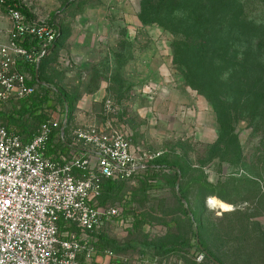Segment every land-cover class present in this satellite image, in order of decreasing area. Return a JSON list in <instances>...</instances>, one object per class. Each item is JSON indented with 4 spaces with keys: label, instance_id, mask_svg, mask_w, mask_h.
<instances>
[{
    "label": "rangeland",
    "instance_id": "1",
    "mask_svg": "<svg viewBox=\"0 0 264 264\" xmlns=\"http://www.w3.org/2000/svg\"><path fill=\"white\" fill-rule=\"evenodd\" d=\"M20 1L58 27L36 70V94L50 91L52 117L66 111L68 139L85 124L110 122L135 154L176 168L106 193L110 205L127 199L140 218L139 228L104 232L128 262L142 264L148 242L193 244L188 207L218 264H264V120L248 116L246 97L264 76V0ZM5 104L0 113L9 114ZM196 254L188 247L187 264H215Z\"/></svg>",
    "mask_w": 264,
    "mask_h": 264
},
{
    "label": "built area",
    "instance_id": "2",
    "mask_svg": "<svg viewBox=\"0 0 264 264\" xmlns=\"http://www.w3.org/2000/svg\"><path fill=\"white\" fill-rule=\"evenodd\" d=\"M0 17L11 25L0 43V103H9L36 93L23 67L39 65L59 31L6 0H0ZM34 41L36 53L24 45ZM144 94L153 99L156 87L147 85ZM111 107L108 102L109 111ZM66 118L41 124L27 143L16 130L0 124V264H82V256H93L94 235L109 226L133 227L136 215L126 199L115 206L99 203L104 183L129 182L147 168L145 159L156 157L135 154L127 137L110 122L78 128L71 139L78 153L49 156L51 141L64 140ZM203 259L198 255L196 261Z\"/></svg>",
    "mask_w": 264,
    "mask_h": 264
},
{
    "label": "trees",
    "instance_id": "3",
    "mask_svg": "<svg viewBox=\"0 0 264 264\" xmlns=\"http://www.w3.org/2000/svg\"><path fill=\"white\" fill-rule=\"evenodd\" d=\"M8 5H11L13 7H16L18 10H20V12L24 15H26L29 18H33L32 15L28 12V10L21 4L20 0H6ZM53 27L58 28L56 25H52ZM59 31V30H58ZM58 37H59V32H58ZM58 38L56 39L54 45H56ZM25 48L28 49L29 51L36 53L38 52L39 48L37 47V42H32V43H25ZM264 48V40L260 41L257 44V49L261 50ZM46 57L43 56L41 58V61L39 63V65L41 64V62L43 61V59ZM37 63L36 64H26L23 67V71L25 73H29L32 77V80L29 82L30 85L32 86H36L39 84V80L37 77V67L39 66ZM259 84H264V76L259 78L256 82L253 83V85H251L250 90L248 91V93L246 94V97H249L250 100L252 101V104L250 106H248L247 109V114L250 118H260L262 120H264V89L263 91H259ZM37 92V91H36ZM60 94V93H59ZM50 91L45 90V93L43 96H37V94L35 93L33 96L27 98V99H23L20 101H12L15 102V106H14V110L12 111V113L6 117V125L1 124L3 126H5L6 128L9 129L10 126H15L19 129L18 134L21 136V138L23 139V141L25 143L31 141L34 137V135L36 134L37 129L39 128V126L45 122H47L48 120H50L51 118H53L51 116V111L53 110L54 106H49L50 104ZM61 95V94H60ZM59 99L62 100H66V97L64 95H61V98L59 97ZM47 109V110H46ZM50 111V112H48ZM65 110L63 111L62 115H65ZM69 122V118L67 121V125L65 128V137L64 140H62L61 138L57 139V140H53L51 141V143L49 144V148H48V155L49 156H59V152L61 154L64 153L65 149H74L76 151L75 147H72L71 145V141H69L70 139H68L67 136V128H68V123ZM63 126V124L61 125V127ZM51 146H54L53 148H51ZM52 151V152H50ZM52 153V154H51ZM154 169H171V170H176V168L173 165H168L166 163H163L160 159H158V157L154 158L152 160V162L148 165L147 164V168L145 170H142L138 175L150 171V170H154ZM180 174L179 171L176 172V178L178 179V175ZM138 175H136L135 177H133V179H135L136 177H138ZM132 179V180H133ZM177 179H175V181H177ZM131 180V181H132ZM129 181V182H131ZM129 182H112V181H106L104 183V190H103V194L99 200V203L101 205L104 206H115V205H110L107 202V197H106V193H111L114 191H117L119 188H123V186H125L127 183ZM176 185V182H175ZM180 195L182 196L181 192ZM184 204H187V200L183 197L180 198ZM125 200V199H124ZM127 200V199H126ZM186 200V201H185ZM209 203L213 206H224L225 208L227 207L224 203L214 199V198H209ZM122 202V200H121ZM120 202V203H121ZM117 203L116 205L120 204ZM129 205L130 202L128 201ZM224 204V205H222ZM185 214L189 217L190 221L192 222V225L194 227V231H193V244L190 243H186V242H176V243H172V244H166V243H158V242H148L144 244V248L141 249V255L143 257H146L148 255H151L152 257H167L170 255H176V256H184L185 255V251H187L188 247H195L196 248V252H197V256L198 253H202L205 255V257L210 260L211 262H214L215 264L217 263V260L213 257V255L211 253H209L205 247V244L203 243L202 239H201V234L199 232V228L196 227L195 225V219L191 216V211L189 210L188 207H185ZM141 225L140 223V218L136 215L135 221L133 223V227L131 228V230L134 228H139V226ZM93 237H97L98 241L96 243H94L93 241L91 242V246L92 248L95 249H103V248H111V250H114L115 248L117 249V243L112 240V239H108V236H105L104 232L102 234L99 235H94ZM109 250V253H113V251ZM203 255V256H204Z\"/></svg>",
    "mask_w": 264,
    "mask_h": 264
},
{
    "label": "crops",
    "instance_id": "4",
    "mask_svg": "<svg viewBox=\"0 0 264 264\" xmlns=\"http://www.w3.org/2000/svg\"><path fill=\"white\" fill-rule=\"evenodd\" d=\"M10 26L11 25H10L9 21H6L5 19H1V17H0V43H4L6 41L7 33L10 29ZM28 76L32 80V77L29 73H28ZM8 105H10V106L12 105L11 108ZM5 106H8L10 108L8 110L13 111L14 106H15V102H9L8 104H5ZM12 111L7 112L9 114L0 113V124H5V122L7 121L6 117L9 116L12 113ZM9 129L19 131V129L15 126H10ZM53 147L54 146H51V148H53ZM50 152H52V151H50ZM76 153H78V151H75L73 148L72 149H65L63 155L69 156V155H73ZM108 239H112L117 243V249L115 248L114 250H111V248H103L101 250H99V249L97 250V249L93 248L94 253H93V256L91 258H85L84 256L81 257L82 264H118L121 261H123L124 259L128 258V256H126L124 254L125 251L122 250L123 246L120 245L115 240V238L108 237ZM92 241L94 243H96L98 241V238L92 237L91 242ZM156 242L161 243L159 241H156ZM109 250L113 251V253H114L113 256L109 255V252H110ZM144 258H145V260L141 262L142 264H187V262H188L183 256H176V255H170L167 257H163V258L152 257L151 255H148ZM130 264H135V262L134 263L130 262Z\"/></svg>",
    "mask_w": 264,
    "mask_h": 264
},
{
    "label": "water",
    "instance_id": "5",
    "mask_svg": "<svg viewBox=\"0 0 264 264\" xmlns=\"http://www.w3.org/2000/svg\"><path fill=\"white\" fill-rule=\"evenodd\" d=\"M54 49H55V45L52 47L51 51L54 50ZM66 123H67V118H66V120L64 122V125H66Z\"/></svg>",
    "mask_w": 264,
    "mask_h": 264
}]
</instances>
